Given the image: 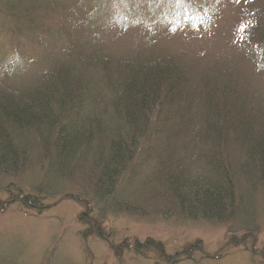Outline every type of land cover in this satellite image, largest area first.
Returning a JSON list of instances; mask_svg holds the SVG:
<instances>
[{
    "label": "rangeland",
    "instance_id": "obj_1",
    "mask_svg": "<svg viewBox=\"0 0 264 264\" xmlns=\"http://www.w3.org/2000/svg\"><path fill=\"white\" fill-rule=\"evenodd\" d=\"M58 2V8L47 5L35 21L28 19L31 25H18L39 42L22 48L31 76L75 77L80 88L107 98L119 61L147 60L157 53L181 57L200 80L206 74L225 78L222 83L231 89L237 78L248 77L264 97V70L245 55V31L251 23L240 0ZM5 27L0 20V46L9 50L17 31ZM172 124L171 130L180 134L181 126ZM35 138L33 133L26 137L30 156L24 168L0 172V264H264V184L250 190L243 182L237 187L246 189L256 205L251 221L249 214L227 222L191 217L163 200L164 165L159 170L147 138L135 149L138 175L130 201L121 207L130 210H105L88 181L49 179ZM173 142L179 151L181 143ZM60 184L61 190H49Z\"/></svg>",
    "mask_w": 264,
    "mask_h": 264
},
{
    "label": "trees",
    "instance_id": "obj_2",
    "mask_svg": "<svg viewBox=\"0 0 264 264\" xmlns=\"http://www.w3.org/2000/svg\"><path fill=\"white\" fill-rule=\"evenodd\" d=\"M238 3L251 23L244 37L249 44L246 59L263 71L264 0ZM58 4L0 0L2 27L17 31L9 50L0 46V172L13 174L24 168L30 156L26 137L33 133L50 180L82 178L105 210L128 212V206L121 207L130 201L138 175L135 149L148 138L147 149L153 147L159 170L164 165L165 202L191 217L227 222L249 214L251 221L256 205L246 189L237 187L242 182L249 190L264 184V97L249 85L248 77L237 78L231 89L222 83L225 78L205 72L200 80L181 57L157 53L147 60L119 61L107 98L80 88L75 77L45 72L31 76L22 48L39 42L18 25H31L28 19L35 21L47 5L56 9ZM80 59L86 63L85 57ZM172 123L181 126V135L171 130ZM156 125L161 127L154 131ZM173 141L181 143L179 151ZM61 186L49 190L57 192Z\"/></svg>",
    "mask_w": 264,
    "mask_h": 264
}]
</instances>
